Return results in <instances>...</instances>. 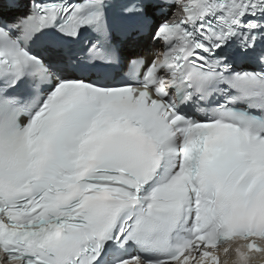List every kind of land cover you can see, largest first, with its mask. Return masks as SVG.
Returning a JSON list of instances; mask_svg holds the SVG:
<instances>
[{"label": "snow or ice", "instance_id": "6c2138e0", "mask_svg": "<svg viewBox=\"0 0 264 264\" xmlns=\"http://www.w3.org/2000/svg\"><path fill=\"white\" fill-rule=\"evenodd\" d=\"M261 242L264 0H0V264Z\"/></svg>", "mask_w": 264, "mask_h": 264}, {"label": "clouds", "instance_id": "9594fccd", "mask_svg": "<svg viewBox=\"0 0 264 264\" xmlns=\"http://www.w3.org/2000/svg\"><path fill=\"white\" fill-rule=\"evenodd\" d=\"M231 247L236 248L237 244H232ZM261 247L264 248V242H261ZM252 255V259L249 261V264H264V260L261 259V257L256 256L255 254H251ZM262 256H264V254H262ZM224 264H240L239 261L235 260V258L233 259H225L224 260Z\"/></svg>", "mask_w": 264, "mask_h": 264}]
</instances>
